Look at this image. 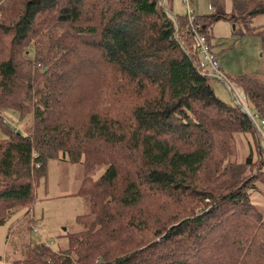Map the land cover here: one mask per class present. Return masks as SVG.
<instances>
[{
    "label": "trees",
    "instance_id": "16d2710c",
    "mask_svg": "<svg viewBox=\"0 0 264 264\" xmlns=\"http://www.w3.org/2000/svg\"><path fill=\"white\" fill-rule=\"evenodd\" d=\"M2 1L0 224L32 205L50 159L90 171L80 229L15 262L264 264V217L250 199L264 149L199 64L186 6L173 15L172 0ZM245 1L211 14L190 6L210 42L214 21L264 12V0ZM229 79L264 118V77Z\"/></svg>",
    "mask_w": 264,
    "mask_h": 264
},
{
    "label": "rangeland",
    "instance_id": "374dc122",
    "mask_svg": "<svg viewBox=\"0 0 264 264\" xmlns=\"http://www.w3.org/2000/svg\"><path fill=\"white\" fill-rule=\"evenodd\" d=\"M160 1L165 3V0ZM195 1L201 4L207 2ZM237 1L242 8L247 5L245 0ZM2 2L0 0V8ZM193 7L196 12L194 4ZM170 11L173 15L185 13L182 0H172ZM246 27L250 31H246ZM259 28H264V12L238 17L236 21L218 19L211 26L210 43L218 60L219 70L234 86L238 84L229 78L234 79L243 73L264 77L262 40L260 33L257 32ZM5 52L3 48L0 57H3ZM228 81L211 77L215 93L224 101L236 104ZM18 124L22 126V123ZM256 135L259 141L257 132ZM103 167L97 166L93 174L91 173L93 177L98 176ZM86 171L81 162L71 163L60 158L48 161L45 175L39 178L36 184V196L32 205L17 206L9 218L0 224V264H17L16 259L25 258L27 247L41 241H47L55 248L64 246L67 241L64 233L80 229L81 225L76 217L86 210L87 204L84 197L78 193V189L84 174L88 175L90 172ZM257 184H260L259 181ZM260 186L262 187L260 190L251 191L250 199L261 208L264 217V183ZM31 225H36L38 229L33 230Z\"/></svg>",
    "mask_w": 264,
    "mask_h": 264
},
{
    "label": "built area",
    "instance_id": "2783aa9c",
    "mask_svg": "<svg viewBox=\"0 0 264 264\" xmlns=\"http://www.w3.org/2000/svg\"><path fill=\"white\" fill-rule=\"evenodd\" d=\"M189 2L190 0H182V3L186 6L189 28L194 34V39L197 46V60L202 67L207 69V73L209 75L217 76L228 81L227 77L219 70L218 60L216 59V55L210 47V42L207 39V35L201 31L200 23L195 22V14ZM228 85L232 91L236 104L252 121V124L258 133L259 142L264 149V118L260 117L254 110L248 107L247 103L245 102V92L243 89H241L239 86L232 85L230 81H228ZM33 228L38 229L36 225H34Z\"/></svg>",
    "mask_w": 264,
    "mask_h": 264
},
{
    "label": "crops",
    "instance_id": "0c3cea01",
    "mask_svg": "<svg viewBox=\"0 0 264 264\" xmlns=\"http://www.w3.org/2000/svg\"><path fill=\"white\" fill-rule=\"evenodd\" d=\"M193 4L197 14L229 12L233 9V0H207L203 4L194 0Z\"/></svg>",
    "mask_w": 264,
    "mask_h": 264
},
{
    "label": "water",
    "instance_id": "95a60500",
    "mask_svg": "<svg viewBox=\"0 0 264 264\" xmlns=\"http://www.w3.org/2000/svg\"><path fill=\"white\" fill-rule=\"evenodd\" d=\"M65 228V227H64Z\"/></svg>",
    "mask_w": 264,
    "mask_h": 264
}]
</instances>
